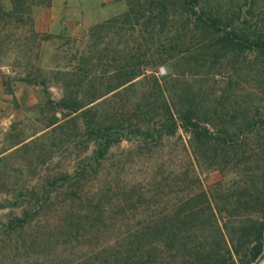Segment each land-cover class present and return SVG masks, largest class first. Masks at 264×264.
<instances>
[{
    "label": "trees",
    "instance_id": "16d2710c",
    "mask_svg": "<svg viewBox=\"0 0 264 264\" xmlns=\"http://www.w3.org/2000/svg\"><path fill=\"white\" fill-rule=\"evenodd\" d=\"M128 1L122 16L94 28L78 67L54 72L63 93L51 103L63 117L17 143L45 141L43 162L59 149L75 158L0 200L13 210L0 219V264H261L258 1ZM130 29L147 46L112 50ZM141 162L149 174L128 179L127 166ZM203 175L217 179L208 186Z\"/></svg>",
    "mask_w": 264,
    "mask_h": 264
},
{
    "label": "rangeland",
    "instance_id": "374dc122",
    "mask_svg": "<svg viewBox=\"0 0 264 264\" xmlns=\"http://www.w3.org/2000/svg\"><path fill=\"white\" fill-rule=\"evenodd\" d=\"M257 1L263 17L264 0ZM128 9V0H0V200L12 197L10 193L36 182L48 170L71 166L75 152L59 149L51 160L43 162L45 141L27 148L17 143L25 138L28 142L46 131L54 115L63 117L51 103L63 93L54 72L64 66L78 67L83 51L96 41L94 28L122 16ZM139 43L143 48L147 46L139 29H130L116 36L111 49L133 48ZM111 56L104 57V61ZM98 60L94 53L92 62ZM157 73L165 75L168 69L161 66ZM32 77L45 79L48 84L33 82ZM34 133L37 134L32 136ZM130 145L131 142H123L114 149L116 155L123 154ZM149 171L148 162L130 164L126 177L144 179ZM203 178L208 186L217 179L213 175ZM12 211L11 207L0 209V219L5 221ZM16 211L20 213L19 209ZM35 261L19 258L7 264H35Z\"/></svg>",
    "mask_w": 264,
    "mask_h": 264
}]
</instances>
